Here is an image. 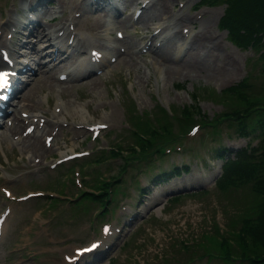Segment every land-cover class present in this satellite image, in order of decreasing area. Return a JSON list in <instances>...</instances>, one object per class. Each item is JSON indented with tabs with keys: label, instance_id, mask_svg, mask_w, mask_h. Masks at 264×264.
<instances>
[{
	"label": "rangeland",
	"instance_id": "374dc122",
	"mask_svg": "<svg viewBox=\"0 0 264 264\" xmlns=\"http://www.w3.org/2000/svg\"><path fill=\"white\" fill-rule=\"evenodd\" d=\"M196 1L198 0L176 2L169 0L167 12L163 16L158 14L153 17L149 21L150 26L147 27L141 19L129 25L125 24L126 15L133 12L136 3L124 0L127 8L119 15L120 23L111 31L109 38L114 40L116 46L130 41L132 50H126L117 55L115 60L107 61L101 71L87 79L57 81L52 76V71L41 72V74L35 71L32 74V79L24 85V92L29 97L20 98L17 104L24 103V98L31 102H37L34 103L36 107L30 111V114L39 108L40 113L48 116L47 120L54 121L51 109L59 97L67 104L66 109H60V113L65 115V121H59L56 125H47L46 123L42 132L37 133L36 140L44 144L45 133L52 132L56 127V133L52 140L54 142L53 149L48 153L32 148L30 143L35 140L33 138L26 141L29 145L25 148L20 140L13 141L14 144L9 141L6 135H1L0 162H3L5 166L0 168V185H6L12 193L20 194L26 189L29 190V187L40 188L50 184L57 189L56 182L61 180L71 182L72 177L76 176L74 175L75 170L79 169L78 165L73 167L72 173L68 169V174H66L63 172V168L60 169L62 165L50 166L53 159L45 160L60 156L61 150L64 153L72 149L90 150L103 147L115 140H124V146H132L133 132L125 128L127 126L126 117L141 132L145 131L142 125L143 121L146 126L148 125L147 121H150L155 129L159 130L158 126L165 122V119L161 117V107L168 111H177L180 115L181 109H184L182 106H185L196 118L198 117L197 110L207 115L208 118L216 117L230 108H237L235 106L238 104L233 99L234 95L232 92L226 91V88L243 78L253 83L254 90L252 92L263 94L264 53L262 52L264 42L258 47H252L250 44L246 49L235 45L228 38L227 30L219 26V20H223L226 12V4L216 3V0H212L211 5L208 2V4H203L199 10H189L190 5ZM142 3L140 4L142 5ZM53 4H57V1L48 2L45 6L46 9L41 14H38L39 12L36 14L37 22L43 24L44 27L50 28L53 24L52 21L47 20L50 13L49 8H52ZM17 5L18 0H0V10L6 12V17L9 18V10L14 9ZM57 5L54 8L59 16L64 15L69 9L68 5ZM90 11V8H86L83 15L78 17L77 28L79 31L88 30L84 26V22L87 20L82 19H85L84 15ZM193 12H204L199 17V19L203 18L202 21L197 24V20H192L196 14L187 16L191 23L185 22L183 26L195 27L181 30L182 21L179 15L182 13L192 14ZM217 12L220 13L218 20ZM67 15L69 17L73 15L71 10ZM3 19L0 18V21ZM167 23L176 24L174 29H179L182 34L189 35V37L195 33L198 34L193 42L192 52L196 51L195 48L202 43L209 44L205 41L204 36L210 33L220 40L221 45L217 49H200L199 54L196 53L194 59L190 61H188V52L180 55L182 59L180 56L176 60L173 59V55L177 54L176 51L180 47L175 38L171 41L167 40L162 47V49L167 45L173 47L165 49L167 60L160 57L159 50L155 53L147 47L141 49V46L149 38L153 27L163 26ZM200 28L203 32L202 38L199 32ZM118 29L123 31V35L119 39L116 36ZM164 30H168V27L165 26ZM205 30L207 31L205 32ZM27 33V35L21 34L17 39L14 35L12 42L13 46L15 45L14 52L21 51L23 48L21 49L19 44L31 41L33 37L35 40L32 44L29 42L30 48L31 45L39 46L38 44L44 38L35 29L27 30ZM7 36L4 35L3 38L8 42L9 37L7 38ZM157 37L155 36L153 40ZM121 38L124 40L122 39V41ZM4 46L5 42L0 43V47ZM138 48L140 49L138 50ZM110 51L113 52L112 49ZM33 55L31 54L30 57ZM42 93H45L43 96L49 95L43 99ZM123 94L125 99L122 103ZM42 106L44 109L40 108ZM74 106H79V108L76 110ZM15 108L14 111L17 113ZM15 115H13V119ZM105 115L110 116L111 121H106L110 124L111 129L102 130L96 138H91L90 131L85 128L87 124H84V127L83 124L73 122L78 118L89 121L99 118L103 121ZM23 126L24 122L21 123L17 134H21ZM216 128L214 130L211 126H203L192 132L185 130V135L178 134L175 145L169 147L160 157L152 156L129 164L127 169L122 171L120 180L122 182L118 185L124 191V195L116 191L117 204L114 205L112 201L109 205L114 206L111 209L114 212L110 211L104 213L105 215L97 216L96 207L89 202V199L83 198L79 203H75L77 208H72L71 212L64 214L65 208L70 207L69 203H74L72 202L73 195L78 193L79 188L75 186L72 190L65 192L63 200L60 201L61 204L57 207L48 206L46 208V206L39 205L31 207L29 203L32 201H28L25 203L26 208L21 212V222L19 221L15 227L12 225L8 234L7 239L10 242L6 248L14 247L7 252L3 249L6 257L3 264H42L55 258L59 259L61 256L50 257L45 253L56 255L57 252H60L62 255L64 251L71 252L75 245L72 239L81 236L84 232H90L91 220H95L96 228L101 227L99 223L105 220H108L112 225L113 234L109 236L108 240L111 246L107 250L110 261L105 260L102 264H227L217 255L204 256V254L208 252L220 254L225 251L224 248L219 247L221 238L218 235V230L228 224L232 215H240L242 210L253 205L255 196L251 183L241 182L229 187H222L214 183L216 181L214 179H217L220 161L210 160L208 157L206 159L210 167L217 163L209 169L208 166H202L200 163L199 166H196L193 163L192 169L185 175L173 177L167 182L152 186L150 182V175L153 171L174 163L181 164L196 160L195 151L205 156L207 154L203 151L216 147L219 143L238 146L239 144L243 145L248 139L240 137L236 129L228 128L227 123H220ZM173 130L177 131L175 128ZM74 132L76 133L74 134ZM41 144V148L48 150V147ZM31 149L34 153L31 152ZM34 154H36L35 159L40 160L38 163H35V159H33ZM106 165H110L108 172H114L117 169V166L110 164L109 161L102 164L101 169ZM85 169L90 170L91 168ZM78 177L80 178V173ZM140 184H150L151 192L145 194L147 197L145 195L137 196L136 188ZM34 185L39 187H34ZM157 193L158 195H156ZM145 197L146 202L142 203ZM3 198L4 195L0 191V209L1 204L4 203ZM79 198L80 196H78ZM157 198L158 200H156ZM41 200L40 204L46 202L43 197ZM9 202L7 200V203ZM82 205H87L89 211L80 216L77 209L83 208ZM37 206L39 207L38 212L43 211L46 213L44 217H50L42 226L37 225L38 221L33 225L30 220L32 213L36 211L34 208ZM132 214H134L133 219H125ZM18 217L17 215L16 219ZM235 220H239L238 217ZM30 226L32 228H29ZM214 226L218 230H213ZM220 233L222 232L220 231ZM225 234L228 235L226 229ZM181 238L193 240L195 238L189 244L192 245L189 250H182L183 245L179 242ZM124 239L126 240L123 241ZM57 246H60L61 249ZM12 251H14L13 254H10ZM161 253H163V257L160 259ZM138 258L140 259L139 263L136 260L134 262V259ZM237 261L239 262L233 264L251 263L245 260Z\"/></svg>",
	"mask_w": 264,
	"mask_h": 264
},
{
	"label": "trees",
	"instance_id": "16d2710c",
	"mask_svg": "<svg viewBox=\"0 0 264 264\" xmlns=\"http://www.w3.org/2000/svg\"><path fill=\"white\" fill-rule=\"evenodd\" d=\"M229 2V7L236 10L240 20V28H244L247 32L255 30L256 33L263 31L264 33V1L262 0H226ZM233 12V11H232ZM245 13L251 15L250 21L245 16ZM257 16V17H256ZM245 40L248 37L244 38ZM243 86H248L245 81L241 84L230 86L227 90L234 95L235 101L246 104L249 116L256 112L255 122L262 127L260 136L264 141V94L252 95L244 93ZM234 111L230 112L233 113ZM241 113V111L236 112ZM231 114L228 113L229 118ZM248 116V115H247ZM248 133L247 127L242 131ZM252 152L243 150L239 152L235 158H230L224 165V173L219 178L220 186L227 187L230 184L243 182H251L252 191L254 192V203L248 206L242 213V225L240 230L235 235L237 248L242 257H248L252 261L261 262L264 264V144L261 147H252ZM226 240L220 241L219 246L225 245ZM231 247V246H230ZM230 253L234 249H229Z\"/></svg>",
	"mask_w": 264,
	"mask_h": 264
},
{
	"label": "bare ground",
	"instance_id": "6f19581e",
	"mask_svg": "<svg viewBox=\"0 0 264 264\" xmlns=\"http://www.w3.org/2000/svg\"><path fill=\"white\" fill-rule=\"evenodd\" d=\"M128 1V0H127ZM132 1H134V0H132ZM167 2H168V0H144V2L142 3V5L140 6V9H141V12L139 13V14H137V15H135V19H141L142 20V22H143V24L144 25H146L147 27H149L150 25H149V21H151V19L153 18V17H155V16H157L158 14H161V15H163L164 14V12H165V9H166V5H167ZM171 3V2H170ZM157 4L159 5V6H157ZM70 5L71 6H73V7H75V8H77V7H80V3L79 2H74V1H72L71 3H70ZM64 8V7H63ZM221 12V11H220ZM204 13V12H203ZM102 15H99V17L98 16H95L94 17V19H95V21H96V27L97 26H102V23H103V21H104V17H101ZM184 16H181V19L183 18ZM196 16H194L193 17V19L192 20H196V18H195ZM218 17H220V13L219 12H217V14H216V18H217V20H218ZM159 18V17H158ZM210 19H211V17H209ZM203 19V18H202ZM82 20H84V19H82ZM155 21V20H154ZM204 21V20H203ZM185 22H187V23H191V21L189 20V17H187V18H185V20L182 22V25H184L183 23H185ZM207 25V24H206ZM78 26V25H77ZM210 27H211V25H210ZM31 29H34V27H30ZM30 28H29V30H30ZM164 28V27H163ZM40 29L41 30H46L47 31V33L50 35V33L48 32V30L49 29H45V27L44 26H41L40 27ZM60 29H63V32L65 33H69V32H72L71 30L70 31H68L67 30V28L65 27H61ZM59 29V30H60ZM80 29H82V28H80ZM86 30V29H85ZM207 30H205V32H206ZM209 31V30H208ZM200 33H201V38L203 37V32L202 31H199ZM156 33V32H155ZM155 33L153 34V35H155ZM97 35H99V40H101V38H102V35H103V33L101 32V33H96ZM198 34H195L194 36H192L193 38L191 39V40H189V41H183L184 42V44H183V46H185L184 48H182V52H181V55H183L184 53L186 54L187 52H188V56H189V59H188V61H190V60H193L194 59V57L196 56V53H198L199 54V50L200 49H202V48H208V49H210V48H214V49H217L220 45H221V43H220V40H218V39H216V37L212 34V33H210V34H207V35H205L204 36V39H205V41H207L209 44H206V43H202L199 47H197V48H195V50L196 51H193L192 52V50L191 49H193V42H194V40L196 39V36H197ZM51 36V35H50ZM69 37H73V40L74 39H77V40H79V39H81L80 38V36L78 35V33H74V32H72L71 34H70V36ZM118 39H119V37H118ZM124 40V39H123ZM122 40V41H123ZM120 41V40H119ZM12 43V42H11ZM161 43V41L158 43V44H160ZM120 44V43H119ZM169 44V43H168ZM177 44H179V43H177ZM28 45V42H26V44H25V46H27ZM97 47L99 46L100 47V44H95ZM118 46V45H117ZM196 47V46H195ZM94 48H96V47H94ZM166 48H168V49H172L173 47H170L169 45H167V46H165V48L164 49H162V50H157L158 51V53L160 54V57L163 59V60H167V57H166V53H164V52H166L165 51V49ZM180 48V47H179ZM179 48H178V50H179ZM176 51L177 53L179 52V51ZM214 55H215V53H213ZM181 59H182V57H181ZM199 59V58H198ZM101 60V59H100ZM169 60V59H168ZM101 62V61H100ZM191 63H192V61H191ZM80 65H82V61H80V63H79ZM42 65H47L46 63H40V65H37V67H36V69H39L40 68V66H42ZM63 64L61 63V62H58V63H56L55 64V66H62ZM44 71H47V68H46V70H44ZM72 76H75L74 74L72 75ZM75 107V109L77 110L78 108H79V106H74ZM21 111H27V109H26V104H23L22 105V108H21ZM59 112H53V116L55 117V118H58L59 117V114H58ZM29 116V115H28ZM27 117V116H26ZM14 120L15 121H17V123L18 122H20V120H22V118H21V116H17V114L14 116ZM9 131H12V127L11 128H9ZM27 136H29V134L27 135ZM10 141V140H9ZM14 143V142H13ZM12 143V144H13ZM15 144V143H14ZM52 146V144L51 145H49L48 146V150L50 149V147ZM47 149V148H46Z\"/></svg>",
	"mask_w": 264,
	"mask_h": 264
},
{
	"label": "snow or ice",
	"instance_id": "6c2138e0",
	"mask_svg": "<svg viewBox=\"0 0 264 264\" xmlns=\"http://www.w3.org/2000/svg\"><path fill=\"white\" fill-rule=\"evenodd\" d=\"M8 73L0 72V87H3L7 83ZM95 247V245H93Z\"/></svg>",
	"mask_w": 264,
	"mask_h": 264
}]
</instances>
